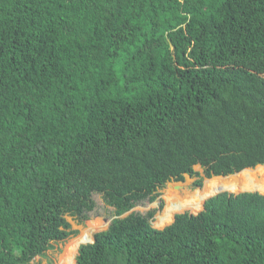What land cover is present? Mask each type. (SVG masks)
I'll list each match as a JSON object with an SVG mask.
<instances>
[{
    "label": "trees",
    "instance_id": "trees-1",
    "mask_svg": "<svg viewBox=\"0 0 264 264\" xmlns=\"http://www.w3.org/2000/svg\"><path fill=\"white\" fill-rule=\"evenodd\" d=\"M258 165L264 0H0V264L76 234L95 193L114 217L74 264H264L258 191L128 213Z\"/></svg>",
    "mask_w": 264,
    "mask_h": 264
},
{
    "label": "rangeland",
    "instance_id": "rangeland-1",
    "mask_svg": "<svg viewBox=\"0 0 264 264\" xmlns=\"http://www.w3.org/2000/svg\"><path fill=\"white\" fill-rule=\"evenodd\" d=\"M248 169L249 170L246 169L241 173H235V174L228 175L225 177L217 176V177H211L209 179L204 178L202 185L200 187H196L193 185L195 178H189L185 176L184 177L185 179L183 182L167 183L161 190H159V196L157 197L155 201L153 202L146 201L141 204H137L136 206L132 208L130 212H138V213L144 214L146 212L153 210L154 215L151 219L152 226L155 228H163L164 226L159 227L157 225V221H158V216L161 215L166 205L165 197L167 195L172 194V195H176V197L181 196L182 198H184L185 196L189 194H193L195 192H200L203 194V192L209 191L208 190L209 184L211 185V183L213 182H214L213 183L214 185L219 184V183H227L228 181H238L240 186H242L244 183L249 184L248 182H245V178H243L244 175H249L251 178H253L254 183H257V184L259 183L260 185H264V165H258L255 168H248ZM195 170L201 172V169L198 166H195ZM223 191H227L230 193H238V192L247 191V190L240 188L236 192H231L228 190H223ZM251 191H255V190H251ZM214 194H216V192L212 193L210 196ZM210 196H207V197H210ZM93 197L96 202V207L94 211L90 213L89 218L87 220L83 221L82 223H78L76 222V220L67 216V219L71 223L72 228L77 230V233L74 235H71L64 242L53 243L52 244L53 248L46 251L45 254L42 256H36L31 261L32 264H74L75 257L77 255V247L82 243L81 242L77 244V239L81 235H85L86 233L90 234L93 239V235L96 232L105 230L108 227L111 219L114 217L113 209L104 203L100 194L95 193ZM200 210L198 211L185 210L183 212H190V213L195 214L199 212ZM183 212H179V213H183ZM172 220L173 219H171V221ZM170 222H168L167 224H169Z\"/></svg>",
    "mask_w": 264,
    "mask_h": 264
},
{
    "label": "bare ground",
    "instance_id": "bare-ground-1",
    "mask_svg": "<svg viewBox=\"0 0 264 264\" xmlns=\"http://www.w3.org/2000/svg\"><path fill=\"white\" fill-rule=\"evenodd\" d=\"M244 170L238 173H241ZM247 170L249 169L247 168ZM243 178H245V182H248L249 184L244 183L242 186H240L238 181H228L227 183H219L214 185L213 182L211 183V185L209 184V189H208L209 191L207 192L205 191L203 192V194L200 192H195L193 194H189L185 196L184 198H182L181 196L176 197V195H172V194L167 195L165 197L166 205L161 215L158 216L157 225L159 227L165 226L168 222L171 221V219H173L175 213L183 212L185 210H191V211L200 210L202 208V204L205 198L219 190H228L231 192H236L238 191V189L243 188L245 190H255V191L257 190L259 192L264 193V185H260L259 183L258 184L254 183V179L251 178L249 175H244ZM91 240H92L91 235L86 233L85 235H81L77 239V244L81 242H88Z\"/></svg>",
    "mask_w": 264,
    "mask_h": 264
},
{
    "label": "water",
    "instance_id": "water-1",
    "mask_svg": "<svg viewBox=\"0 0 264 264\" xmlns=\"http://www.w3.org/2000/svg\"><path fill=\"white\" fill-rule=\"evenodd\" d=\"M247 191H251V190H247ZM220 192H223V190L217 191L216 194H217V193H220ZM241 192H243V191H241ZM238 193H239V192H238ZM214 195H215V194H214ZM212 196H213V195H212ZM210 197H211V196H210ZM207 198H208V197H207ZM207 198H206V199H207ZM206 199H205V200H206ZM205 200H204V201H205ZM203 204H204V202H203ZM202 208H203V206H202ZM129 212H130V211H129ZM129 212H128V213H129ZM126 214H127V213H126ZM124 215H125V214H124ZM173 219H174V217H173ZM172 221H173V220H172ZM91 242H93V239H92L91 241H89V242H82L81 244L91 243ZM78 247H79V246H78ZM78 247H77V249H78ZM74 263H75V262H74Z\"/></svg>",
    "mask_w": 264,
    "mask_h": 264
},
{
    "label": "clouds",
    "instance_id": "clouds-1",
    "mask_svg": "<svg viewBox=\"0 0 264 264\" xmlns=\"http://www.w3.org/2000/svg\"><path fill=\"white\" fill-rule=\"evenodd\" d=\"M131 210H132V209H131ZM131 210H130V211H131Z\"/></svg>",
    "mask_w": 264,
    "mask_h": 264
}]
</instances>
